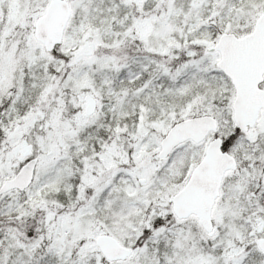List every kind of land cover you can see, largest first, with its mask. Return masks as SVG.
Instances as JSON below:
<instances>
[{"label":"snow or ice","instance_id":"snow-or-ice-1","mask_svg":"<svg viewBox=\"0 0 264 264\" xmlns=\"http://www.w3.org/2000/svg\"><path fill=\"white\" fill-rule=\"evenodd\" d=\"M0 264H264V0H0Z\"/></svg>","mask_w":264,"mask_h":264}]
</instances>
